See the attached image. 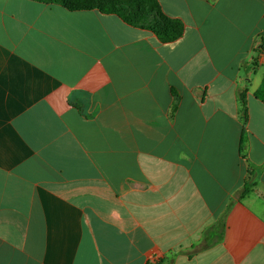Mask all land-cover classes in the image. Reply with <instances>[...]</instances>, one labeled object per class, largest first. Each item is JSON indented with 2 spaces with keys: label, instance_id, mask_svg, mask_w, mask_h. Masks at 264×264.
<instances>
[{
  "label": "crops",
  "instance_id": "crops-1",
  "mask_svg": "<svg viewBox=\"0 0 264 264\" xmlns=\"http://www.w3.org/2000/svg\"><path fill=\"white\" fill-rule=\"evenodd\" d=\"M263 77L264 0H0V264H264Z\"/></svg>",
  "mask_w": 264,
  "mask_h": 264
},
{
  "label": "trees",
  "instance_id": "trees-1",
  "mask_svg": "<svg viewBox=\"0 0 264 264\" xmlns=\"http://www.w3.org/2000/svg\"><path fill=\"white\" fill-rule=\"evenodd\" d=\"M34 1L49 3L53 5H61L65 7L67 10L78 11V10H89L90 5L92 6V3L95 0H34ZM99 10L100 12L106 14L115 13L107 9H99ZM115 14L118 15L123 21H125L127 24L131 26L142 28V30L146 29L148 31H151L161 41L165 43L172 42L178 39L182 35L183 25L177 20H172L163 16L158 10H156L153 13V17L151 20L139 19V21H134L130 17H126L120 12H117ZM239 97L244 108L242 112V119L243 122H246L247 111H246L245 102L243 101V95L240 93ZM254 97L256 100H258L260 103L264 105V77L262 79L260 86H258L257 90L254 92ZM245 190H247V186L244 187V191Z\"/></svg>",
  "mask_w": 264,
  "mask_h": 264
}]
</instances>
